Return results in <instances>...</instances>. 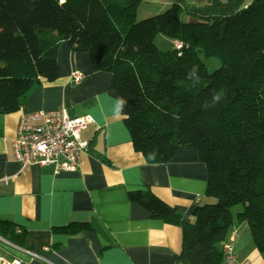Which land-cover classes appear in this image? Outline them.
Here are the masks:
<instances>
[{
    "label": "trees",
    "instance_id": "obj_1",
    "mask_svg": "<svg viewBox=\"0 0 264 264\" xmlns=\"http://www.w3.org/2000/svg\"><path fill=\"white\" fill-rule=\"evenodd\" d=\"M142 2L0 0V114L17 112L39 80L58 78L57 50L67 42L88 55L93 71L110 74L108 95L148 163L192 148L205 166V195L214 202L198 206L193 223L150 191L128 193L150 217L181 228L177 261L221 264L242 222L264 258V0H171L164 12L137 21ZM159 35L181 48L159 51ZM199 54L220 67L209 73ZM235 206L242 209L233 216ZM0 235L21 245L26 233L0 222Z\"/></svg>",
    "mask_w": 264,
    "mask_h": 264
},
{
    "label": "crops",
    "instance_id": "obj_2",
    "mask_svg": "<svg viewBox=\"0 0 264 264\" xmlns=\"http://www.w3.org/2000/svg\"><path fill=\"white\" fill-rule=\"evenodd\" d=\"M183 1L193 5L198 0ZM142 3L148 18L164 12L171 0ZM56 61L57 79L39 80L17 112L0 114V222L26 233L21 245L0 235L7 242L0 254L21 264H182L177 261L181 228L150 217L129 201L128 193L150 191L193 223L194 210L214 202L205 195L207 171L197 151L180 148L167 163H148L133 149L119 103L108 95L110 74L93 71L88 55L70 51L67 42L60 43ZM76 70L85 76L80 85L71 78ZM60 108L69 117L93 118L80 133L88 147L78 168L56 173L52 165L21 167L12 150L20 116ZM71 224L90 229L72 235L53 232ZM227 244L234 254L230 264H264L247 222L233 227Z\"/></svg>",
    "mask_w": 264,
    "mask_h": 264
},
{
    "label": "built area",
    "instance_id": "obj_3",
    "mask_svg": "<svg viewBox=\"0 0 264 264\" xmlns=\"http://www.w3.org/2000/svg\"><path fill=\"white\" fill-rule=\"evenodd\" d=\"M173 45L176 49L181 48V43L177 41ZM71 78L75 85H79L84 75L76 70L72 72ZM92 122L90 115L69 117L63 108L22 114L16 137L12 142L14 159L21 167L32 164L52 165L56 173L75 171L79 166L81 154L88 147V143L80 139V133ZM1 244L7 245V242L0 238V247ZM43 250L47 252L49 249L45 247ZM22 251L32 258L44 261L40 255ZM223 254V263L233 262L234 254L230 244L224 245ZM0 264H21V261L8 259L0 254Z\"/></svg>",
    "mask_w": 264,
    "mask_h": 264
},
{
    "label": "rangeland",
    "instance_id": "obj_4",
    "mask_svg": "<svg viewBox=\"0 0 264 264\" xmlns=\"http://www.w3.org/2000/svg\"><path fill=\"white\" fill-rule=\"evenodd\" d=\"M144 8H145L144 3H140L138 5L137 10H136V20L137 21L146 19V17H144V15H143ZM154 44L157 47V49L159 51H162V52H166V51H169L172 49L171 40H169L163 36H160V35L155 38ZM199 58L202 61V63L205 65V67L209 73H211L212 71H214L215 69L220 67V62L216 58H213V57L207 58L201 54H199ZM241 209H242L241 206H235L231 209V213L235 216V214L237 212H240Z\"/></svg>",
    "mask_w": 264,
    "mask_h": 264
}]
</instances>
